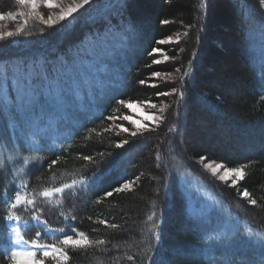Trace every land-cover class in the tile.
<instances>
[{
    "label": "trees",
    "instance_id": "trees-1",
    "mask_svg": "<svg viewBox=\"0 0 264 264\" xmlns=\"http://www.w3.org/2000/svg\"><path fill=\"white\" fill-rule=\"evenodd\" d=\"M188 1L190 6L187 0L183 4L181 1L180 4L179 0L160 1L157 5L159 13L157 16H153V20L145 21L146 25L139 21L135 23L137 21L128 14L127 17H124L123 11L113 13L111 11L109 14L106 13L105 18L98 21L97 18L91 17L86 21L87 25L84 26V29L77 31L72 36L68 34L71 31L68 29L62 33L50 34L46 38L37 37L36 40H33L17 37L15 40H18L19 43L11 42L12 44H6V46H2L4 42L1 43L0 98L6 97L10 103H14L19 97L15 94L18 82L23 81L24 74L28 70L32 69L35 72V65L42 69V74H47L52 80L55 74L68 69L73 74L75 83L78 84L77 89L90 91L94 83L90 82L88 86L83 84L81 75H85L88 72V66L94 65L95 62L104 65L105 44L107 49L114 53L117 60L114 71L120 72V74L118 89L111 96L104 98L103 105L99 106L98 114L95 117H92V114L88 115L92 119L90 121V118L86 121L82 119L80 123L82 126L74 131L65 145L49 151L39 150L32 156L17 188L8 186L6 172L2 170L4 167H0V264H9L3 246L8 238L6 233L10 216L16 213L20 216L18 218L23 221L35 218L55 230L75 229L87 235L90 240L89 246L77 248L73 245L59 246L53 239L46 238L56 248L62 249L66 253V257H43L41 264H89L95 257L110 258L111 260L116 253L127 255L124 260L128 263L134 262V264H264V55H256L254 50L250 51L251 43L248 44L247 40L250 37L254 40L258 35L264 38V26L257 19L259 15L253 17V10L248 5L247 9L249 8V12L252 13L250 18L243 13H241L242 17L239 16L240 11H243L238 0H214L217 9L215 8V11L212 10L209 14L207 28L210 29L211 19L214 18L215 21H223L222 27H226L227 32L231 34L235 46L231 50L221 49V52H224L222 54L224 55L222 56L223 65L226 68L224 70L234 73V77L240 84L241 101L233 102L230 95L221 94L212 85H207L206 89L205 87L201 89L199 86L197 89V82L203 77L200 75L198 79L194 77V83H196V89L199 92L196 99L200 105H204V109L211 112L208 114L210 123H215L219 129L222 128L225 132L234 134L232 139L225 142V149H227L225 152L229 151L228 149H238V153H227L224 157L219 152L209 155L197 150L193 145V138H190V131L186 134L187 130L194 129L192 123L195 109L189 111L191 124L186 122L183 125L186 136L185 148L192 157L195 159L208 156H212L209 157L211 159L220 158L230 168L243 165L241 167L244 168L245 173L243 179L237 184V188L240 194L245 190L249 193L246 199L244 197L238 199L234 193H225L221 187L214 183L210 185L208 182L211 180L208 177L191 170L193 165H190V171H188L189 174L198 176L207 185L209 184V189L219 198V201H226L228 207L225 208L234 219L236 218L240 222V225L233 232H217L214 225L216 218L212 217L209 221H204L194 216L189 209V201L185 189L181 185L178 170L172 169L168 172L170 176L168 179L166 171L162 168L159 169L161 174L158 171L152 174V177L158 178L159 183L156 192L158 198H153V201L159 199L161 191H165V197L161 196V200H158L155 206L157 211L161 207L160 215L156 221L155 238L157 240L153 241V237H151L148 247L143 249H139L135 245L129 251H123V248H118V251L110 250L114 245L123 247L125 243L134 240L135 238H129L128 235L138 234L137 229L134 231V225L139 221L147 222L151 216L152 208L148 207L149 210L143 215V209L147 207L148 202H151L148 201L151 197L147 198V190L146 193L143 191L147 188L141 190L140 187L137 191H113L115 187L130 177L132 168L138 166V163L143 160L145 162L149 160L151 157V152L147 149L149 145H140V143L150 139L131 135L129 138H125L127 143L120 142L119 137L122 136V133H118L111 124L109 125V118L123 116L127 112L125 107L121 106L120 101L130 102L133 101V98L134 101L152 98L151 89L141 83V81H146L147 75L154 72V69L149 68L152 64L149 56L159 39L158 34L163 33L162 38L167 37L171 33L170 29L174 27L171 23L162 25L163 20L168 21L173 18V15L181 13L185 15L187 23L189 22L190 25L194 23L197 2L195 0ZM4 4L10 6L6 9ZM14 8L13 0H0V10L11 12ZM98 22L102 24V27L98 26L97 29L102 30L103 33L98 37H91L89 29H85V27H97L96 23L99 24ZM113 23H116L114 28L116 31H113L115 35L113 39H108L107 28H111ZM194 36L196 37V33ZM195 41H197V45L201 43L199 39H195ZM113 44H117L119 49L116 50ZM237 44H240V47L245 44L246 48L244 49L245 46L243 49L239 48ZM10 45L21 46V48H10ZM216 47L218 48V46L215 48L213 46L209 54H213V48L217 49ZM194 55L195 52L191 58H194ZM98 57L99 59H97ZM207 61H211V58H208ZM66 62L69 63L68 68L65 67ZM212 65L214 71L219 66L217 63ZM191 67V62L186 63L182 75L189 76ZM75 73L77 74L75 75ZM211 74L204 77H210ZM64 79V87L60 88L66 94L67 87L71 89L76 85L73 84L71 87L67 83L69 79L65 74L59 75V81L62 82ZM71 81H73L72 77ZM182 85L177 86V94H181L185 98L187 96L185 86L187 85ZM205 92L207 94H204ZM1 93H3L2 96ZM234 108H238L241 113L232 116L231 111L235 110ZM4 111L5 113L13 112L11 108L9 110L6 108ZM20 113L21 110L13 114L14 120L19 117ZM4 115L0 111L1 120ZM1 120L0 133L2 131L3 133L0 134V138L3 140V134L7 131L8 126ZM162 133L163 135L167 133L165 136V140H167L169 129H163ZM171 133L174 134V131ZM210 135L215 136L212 133ZM158 137L164 139L162 134ZM11 144H13V148L18 147L17 149L21 150L19 156L16 157L18 160L22 161L30 153L29 148L21 144V141L16 145L12 141ZM122 144L124 147L118 146ZM214 149L224 148L217 146ZM161 152L162 149H159L151 153H154V158H157L156 163L162 160ZM84 157H91V159L88 160ZM65 185L69 187L66 188ZM144 187H148V185ZM58 188L63 191L57 192ZM107 192H112V195H105ZM45 193L50 195L46 196ZM24 195L26 200L16 207L14 213L12 204L16 202L17 197L22 198ZM219 195H223L224 199L222 200ZM251 200H255L256 203L252 204ZM25 205L27 209L22 207ZM174 219L176 222H173ZM102 221L107 223H102ZM110 225H116V227ZM122 227L128 228V230L123 231ZM232 241H237L239 244L235 252L229 256V262L225 263L223 257H220L223 256L221 249ZM218 244L219 246H217ZM99 247L107 248L108 251L102 255L98 253ZM143 250H145L144 255L137 261V257L133 254Z\"/></svg>",
    "mask_w": 264,
    "mask_h": 264
},
{
    "label": "rangeland",
    "instance_id": "rangeland-1",
    "mask_svg": "<svg viewBox=\"0 0 264 264\" xmlns=\"http://www.w3.org/2000/svg\"><path fill=\"white\" fill-rule=\"evenodd\" d=\"M13 1L15 2V8L11 12H5L3 9L0 10V13L3 14V18L0 19V45L4 42L2 46H6V44L9 45L11 42L19 43L18 40H15L17 37L36 40L37 37L46 38L50 36V34H54L55 32L62 33L68 29L71 30L68 34L72 36L77 31L83 30L84 26L87 25L86 21L91 17L97 18L96 20L98 21L105 18L106 13L109 14L111 11L112 13L123 11L125 14L124 17H127L128 14L137 21L135 23L139 21V23L142 22L143 25H146L145 21L153 20V16H157L159 13V11H157V5L162 0H88L83 7H77V5L82 3V0H51L50 4H45L43 0H37L35 8H33L31 4H21L19 0ZM180 1L182 4L186 2V0H179V2ZM187 2L189 4L188 0ZM195 2H197V14L196 17L194 16L193 18V24L190 25L189 22L187 23L185 15L180 13L175 16L173 15V18L168 20V23L174 25V27L170 29L171 33L169 36L162 38L163 33L158 34L160 40H165L167 42L160 44L159 39L156 41V46L149 56V60L152 61L149 68L154 69V72L147 75L146 81L143 83L146 88L151 89L150 92L153 94L151 96L152 98L138 101H134L133 98V101H130L131 107H128V102L124 101L125 103H121V106L125 107L127 112L123 116H117L115 120L109 118V125L111 124L113 129L115 131L117 130L118 133H122V136L119 137L120 142L125 141L126 137L129 138L132 131H136V136L138 135V138L144 136L150 139H147L146 142H141L140 145L148 144L149 146H146L151 153L152 151L156 152L162 149V160L160 159L161 161L159 163H156L157 158H154V153L151 154L149 152L151 156L149 160L146 162L143 160L141 163H138V166L132 168L130 177L126 180H131L133 182L129 190L137 191L140 187L141 190L147 188L143 191L146 193L147 190V198L149 199L151 197V200H148L151 202H148L147 209H143L142 213L144 215L145 212L149 210L148 207H151V216H149L147 222L145 221V223H142L139 221L137 222L138 224L134 225V231L137 229L138 234L131 233L128 235L129 238H135L134 240L125 243L123 247L114 245L110 250L118 251V248H123V251H129L132 250L135 245H137L139 249H143L148 247L151 237H153V241L157 240L155 238L157 229L156 221L160 215L161 207L157 211L155 206L156 202L161 200V196L165 197V191H161L159 199L153 201V198H158L156 192L159 183L158 178L152 177V174H155L153 172L156 171L159 172V169L162 168L166 171L168 179L170 178L168 172L172 169H174V171L178 170V175L181 178V185L184 187L185 194L189 201V209L194 216L204 221H209L212 217L216 218L214 225L216 226L215 230L217 232H233L240 225V222L236 220V218L234 219L225 208L228 207V205L226 201L223 200V195H219L223 200L221 202L218 200L219 198L213 194L211 189H209L208 185H213L214 183L218 187H221L225 193H234L238 199L239 197H244L246 199L248 196H244V192L240 194L237 188V184L243 179L245 173L244 168L241 167L243 165L241 164L239 167L230 168L227 166L226 162L220 158H209L212 156L195 159L188 154L185 148L186 136L184 125L186 122L187 124H191L189 111L191 112L195 109L196 112L194 113L195 116L192 123L195 130L189 129L186 131V134L190 131V138H193V145L197 150L202 151L201 153L203 154L208 153L209 155L219 152L224 157H226L227 153H238V149H228L229 151L225 152V150H227L225 149V142L232 139L234 134L225 132L222 128L219 129L215 123H210L208 114L211 112H208V109H204V105H200L196 99L197 93H199L197 90L199 86H201V89H204V87L206 89L207 85H212L217 91H220L221 94L230 95L233 102L241 101L240 84L234 77V73L224 70L226 69L223 65L222 58L224 52H221V49L231 50L235 44L233 45L231 34L227 32L228 29L222 27L224 24L223 21L218 22L215 21L214 18H210L212 24L210 29L207 28V18L209 14L212 10L215 11V8L217 9L214 0H195ZM237 2L243 11H240L239 16L242 17L241 13H243L250 18L252 13L249 12V8L247 9L248 5V7L250 6L253 10V17L259 15L257 19L264 26V5L261 4V0H238ZM8 6L10 5L4 4L6 9ZM69 8L75 10L71 14H68L67 10ZM9 13H11L10 16L8 15ZM62 14L65 18L62 20L57 19ZM49 18H52L51 21L45 23L44 21H48ZM163 21L162 25L168 24L163 23ZM98 23L99 24L96 23L97 27H85V29H89L91 37H98L103 33L102 30L97 29L98 26L102 27V24L100 22ZM115 27L116 23H113L111 28H107L106 36L108 39H113L115 35L113 31H116V29H114ZM10 32L13 33V35L9 36L8 33ZM195 33L196 37L194 36ZM195 39H199L201 43L197 45V41L194 42ZM251 39V37L247 39L248 44L251 43L249 45L252 48L250 51L254 50L256 55H264V38L258 35L254 40L252 39L251 41ZM113 45L116 47V50L119 49L117 44ZM213 46L214 48L218 46V48H213V54H209ZM244 46L245 44L241 47L240 44H237V47L242 49ZM10 48L18 49L21 48V46L10 45ZM104 48V65L95 62L94 65L91 64L88 66V72H86L85 75H81L83 84L88 86L90 82L94 83L90 91L78 90L76 87L78 84L75 83L74 76L68 69L55 74L52 80L47 74H42V69L38 65H35V72L32 69L28 70V72L24 74L23 81L18 82L19 84L16 86L18 91L15 90V94L19 95L17 101L10 103L6 97L3 99L0 98V111L5 114L2 120H0L8 126V128H6L7 131L3 134V140L0 138V167H4L2 170L6 172L8 186L17 188L21 177L24 176L25 168L30 164L29 160H31L32 156L39 150L49 151L57 149L60 145H64V141L69 139L73 132L82 126L80 125L81 120L83 119L86 121L90 118L88 116L90 114H92V117H95L100 110V104L103 105L104 103V98L111 96L115 93L114 91L118 89V76L120 72L114 71L117 60L114 53L107 49L106 44ZM245 48L246 46L244 49ZM155 49H159L160 51H154ZM193 52H195V55L194 58H191ZM208 58H211V61H207ZM97 59H99V57ZM156 61H159V63ZM188 62L192 63L191 74L185 77L182 75V70ZM215 63L219 66L217 69L215 67L216 70L214 71V66L212 64L215 65ZM65 67H69L68 62L65 63ZM156 72L160 73L158 77L154 75ZM62 73L69 79L68 82L66 79V82L70 84L71 87L73 84L76 85L71 89L67 87L68 90L65 95L61 90V88L64 87L63 84L65 83V79L62 80V82L58 80L59 75H62ZM76 74L77 73H75V75ZM207 74H211V76L204 77ZM199 75L203 78H200L201 80L197 82L196 89L194 77L198 79ZM70 76L73 81H71ZM182 84L187 85L185 86V88H187V96L185 98H183V95L177 94V86ZM32 85H34L33 88ZM158 92H166L169 94L157 96ZM2 94L3 93H1V96ZM204 94L207 93L205 92ZM153 104L155 107L152 106ZM6 108L8 110L11 108L13 112L5 113L4 109ZM20 110L21 113L19 117L14 120L13 114L18 113ZM231 113L232 116H237L241 111L236 108L232 110ZM124 116H129L130 119L123 120L122 117ZM90 120L92 119L90 118L89 121ZM133 121H135V123H133ZM123 128H127L129 131L125 132ZM167 128L169 129V138L165 140L167 133L163 135L164 132L162 133V131ZM176 128L177 131L175 132ZM172 131H174V134L171 133ZM2 133L3 131L0 134ZM211 133L215 136L212 137L210 135ZM161 134L164 139L158 137ZM12 141L14 145L21 141V144L29 148L28 150L30 153L27 154L22 161L16 158L19 156L21 150L19 151V149H17L18 147L13 148V144L10 145ZM132 144L135 145L134 143ZM123 145L124 144H122V146ZM217 146H222L224 149H216V151L214 148H217ZM187 148L189 149V145ZM16 152L18 153L16 154ZM144 152L145 150L143 153ZM190 165L194 166L191 169L192 171L202 173L211 180L208 182V185L198 176L195 177L188 173V171H190ZM235 170H241L240 177H235ZM159 173L161 174V171ZM226 173V178L222 180L221 177L225 176ZM147 185L148 187H144ZM230 190L232 191L230 192ZM25 198V195L22 196V198H20V203L26 200ZM20 203H18L16 207H18ZM16 207L13 208L14 213ZM22 207L27 209L26 205ZM16 214L10 216V219H13L9 221L8 238L4 246L9 264H41L38 255H41L40 257L43 259V257H45L43 255L44 251L52 250V245L39 237V235L43 233L49 238H59L56 240L59 246H64L62 241L66 235H72L79 239L77 234L82 233L71 228L63 232H57L46 226V229H44L41 221L32 218L30 221L24 222L21 221V219L18 218L20 216ZM220 215L228 218L221 217ZM232 219L234 222H232ZM174 220L173 222H176V220ZM243 224L246 226L245 223ZM121 229L123 231L126 229L128 230V228L124 227ZM133 234H135V236H133ZM84 236L86 237V241H81L80 244L70 245L76 246L77 248L89 246L90 240L87 235L84 234ZM238 244L237 241H232L221 249L223 256L220 257H223L225 263L229 262V256L235 252ZM217 246H219V244ZM107 251V248L99 247L98 253L103 255ZM29 252L35 254L34 259L25 255ZM17 253L21 255L17 256ZM144 253L145 250L141 252L137 251L133 255H135L137 261H139ZM53 257H59V255ZM126 257L127 255L125 254L116 253L111 260L110 258L95 257L92 258L89 264H134V262L128 263L124 260Z\"/></svg>",
    "mask_w": 264,
    "mask_h": 264
},
{
    "label": "snow or ice",
    "instance_id": "snow-or-ice-1",
    "mask_svg": "<svg viewBox=\"0 0 264 264\" xmlns=\"http://www.w3.org/2000/svg\"><path fill=\"white\" fill-rule=\"evenodd\" d=\"M19 2L21 3V4H31L32 5V7L33 8H35L36 7V3H37V0H19ZM43 2L45 3V4H50L51 3V0H43ZM88 2V0H82V3L81 4H79V5H77V7H83V5L85 4V3H87ZM261 4L262 5H264V0H261ZM75 9H73V8H69L68 10H67V13L68 14H71L73 11H74ZM9 16L11 15V13H9L8 14ZM3 18V14L2 13H0V19H2ZM65 17H64V15L62 14L61 16H59L57 19H64ZM51 19L52 18H49V20L48 21H44L45 23H49L50 21H51ZM163 23H168V21H163ZM8 35L9 36H11V35H13V33H8ZM167 41H165V40H160L159 41V43L160 44H164V43H166ZM154 51H160L159 49H155ZM157 63H159V61H156ZM154 75L155 76H159L160 75V73L159 72H156V73H154ZM141 83L143 84V83H145L144 81H141ZM28 87H31L30 85H27ZM169 93H166V92H158L157 93V96H165V95H168ZM120 103H125L124 101H120ZM127 106L128 107H131L132 105H131V102H128V104H127ZM153 107H155V105L153 104L152 105ZM110 119H113V120H115L116 119V117H110ZM122 119L123 120H129L130 119V117L129 116H124V117H122ZM133 123H135V121H133ZM123 131H125V132H127V131H129L127 128H123ZM137 133H136V131H132L131 132V135H133V136H135ZM123 143H127V141H123ZM118 146H122V145H118ZM85 159H88V160H90L91 159V157H84ZM226 176H227V173L225 174V176H222L221 177V179L222 180H224L225 178H226ZM241 176V170H235V177H240ZM132 184H133V182L131 181V180H129V181H125V182H123L121 185H119L118 187H115L114 189H113V191H115V192H121V191H124V190H129L131 187H132ZM65 187L67 188V187H69L68 185H65ZM56 191L57 192H61V191H63V189H56ZM45 195L47 196V195H50L49 193H45ZM105 195H107V196H111L112 195V192H107ZM243 195L244 196H249V193L245 190L244 191V193H243ZM18 203H20V198L19 197H17L16 198V203H13L12 204V207L13 208H15L16 206H17V204ZM251 203L252 204H255L256 203V201L255 200H251ZM102 223H107L106 221H102ZM111 227H116V225H110ZM78 235V237H79V239H77L76 237H74V236H72V235H66L65 237H64V239H63V241H62V243L64 244V245H70V244H80L81 243V241H86V237L84 236V233H78L77 234ZM52 247V250L51 251H49V250H45L44 251V253H43V255L45 256V257H49V256H57V255H59V256H65L66 257V253L62 250V249H58V248H56L55 246H51ZM17 256H19V255H21L20 253H17L16 254ZM25 255H27V256H29L30 258H35V254L34 253H32V252H29V253H26Z\"/></svg>",
    "mask_w": 264,
    "mask_h": 264
}]
</instances>
